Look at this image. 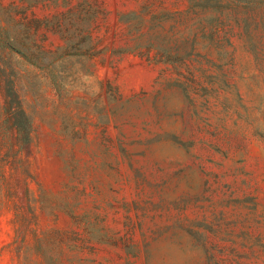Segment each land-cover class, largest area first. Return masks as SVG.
<instances>
[{
	"label": "rangeland",
	"instance_id": "374dc122",
	"mask_svg": "<svg viewBox=\"0 0 264 264\" xmlns=\"http://www.w3.org/2000/svg\"><path fill=\"white\" fill-rule=\"evenodd\" d=\"M0 71V264H264V0H0Z\"/></svg>",
	"mask_w": 264,
	"mask_h": 264
},
{
	"label": "trees",
	"instance_id": "16d2710c",
	"mask_svg": "<svg viewBox=\"0 0 264 264\" xmlns=\"http://www.w3.org/2000/svg\"><path fill=\"white\" fill-rule=\"evenodd\" d=\"M3 89L5 93L6 103L10 107L9 110H11L10 113L17 130L18 140L28 145L30 143L31 136L30 126L21 106L20 98L16 92L14 81L11 78L7 79L4 83Z\"/></svg>",
	"mask_w": 264,
	"mask_h": 264
}]
</instances>
